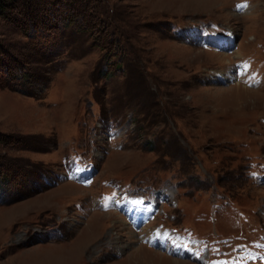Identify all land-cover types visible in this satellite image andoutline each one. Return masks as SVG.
Instances as JSON below:
<instances>
[{"label": "rangeland", "instance_id": "1", "mask_svg": "<svg viewBox=\"0 0 264 264\" xmlns=\"http://www.w3.org/2000/svg\"><path fill=\"white\" fill-rule=\"evenodd\" d=\"M44 1L0 15V264H264V0Z\"/></svg>", "mask_w": 264, "mask_h": 264}, {"label": "trees", "instance_id": "2", "mask_svg": "<svg viewBox=\"0 0 264 264\" xmlns=\"http://www.w3.org/2000/svg\"><path fill=\"white\" fill-rule=\"evenodd\" d=\"M20 1H22V0H0V15L6 14L9 10H11V11L14 10ZM44 2H45L44 4L46 6H50L51 3H53L52 0H46ZM47 16L49 18V10H47ZM56 18L58 20V21H56V23H60L63 25L68 24V23H72V21H74L75 23L76 22H78V23L82 22L81 24L84 25L83 18L78 17L77 14L73 13L72 11H71V13H69V11L67 10L66 14H64V11H63L62 14ZM111 40L109 41L110 45H111ZM2 62L3 61H1V63ZM5 70H6V68L3 69L4 72H5Z\"/></svg>", "mask_w": 264, "mask_h": 264}, {"label": "bare ground", "instance_id": "3", "mask_svg": "<svg viewBox=\"0 0 264 264\" xmlns=\"http://www.w3.org/2000/svg\"><path fill=\"white\" fill-rule=\"evenodd\" d=\"M246 5H248V3H246ZM245 5V6H246ZM212 34H210L209 36V39H210V41L211 42H213V43H215L216 45H219L220 47H221V45H224L225 46V42H226V44H228L229 43V38H230V36H231V34H229V33H227L226 35H223V34H216V35H212ZM224 37H226V40H225V38ZM237 74H238V76L239 75H241V74H243V73H240L241 71H238L237 70V68H236V71H235ZM234 72V76L236 77V73ZM244 90V89H243ZM243 90L241 91V89L239 90L240 92H243ZM238 91V92H239ZM248 91V90H247ZM245 93V92H244ZM72 186V185H71ZM97 215V214H96ZM108 215V214H107ZM98 216V215H97ZM140 216V215H139ZM93 217V216H92ZM89 227H91V225H89ZM153 253V252H152ZM155 254V253H154ZM147 256V255H146ZM147 258H148V260H149V256H147ZM178 258V257H177ZM145 260V259H144ZM170 262L172 263V264H184V262H182V261H179V260H177V259H171L170 258Z\"/></svg>", "mask_w": 264, "mask_h": 264}, {"label": "snow or ice", "instance_id": "4", "mask_svg": "<svg viewBox=\"0 0 264 264\" xmlns=\"http://www.w3.org/2000/svg\"><path fill=\"white\" fill-rule=\"evenodd\" d=\"M239 7V6H238ZM134 203H139V201H134Z\"/></svg>", "mask_w": 264, "mask_h": 264}]
</instances>
